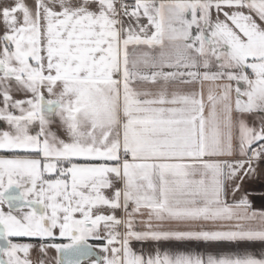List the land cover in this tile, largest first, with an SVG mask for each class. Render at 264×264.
Here are the masks:
<instances>
[{
  "label": "snow or ice",
  "instance_id": "6c2138e0",
  "mask_svg": "<svg viewBox=\"0 0 264 264\" xmlns=\"http://www.w3.org/2000/svg\"><path fill=\"white\" fill-rule=\"evenodd\" d=\"M246 183L264 0H0V264H264Z\"/></svg>",
  "mask_w": 264,
  "mask_h": 264
},
{
  "label": "crops",
  "instance_id": "0c3cea01",
  "mask_svg": "<svg viewBox=\"0 0 264 264\" xmlns=\"http://www.w3.org/2000/svg\"><path fill=\"white\" fill-rule=\"evenodd\" d=\"M245 187L250 189V190H255L257 195L253 197V207L255 208H260L261 207V200L259 199V195L261 193H264V188L261 187V185L259 183H253V184H245ZM134 247L136 248H140L141 245L139 243H134ZM144 247H151L150 245H145ZM167 247H171L174 250H193V251H205L206 250V246L204 244H190V245H184V244H175V245H171V246H167ZM245 247H248L246 245H234V244H229V243H221L218 245H214L212 246L211 249L209 250H213L216 252H220V253H225V252H232V251H240L243 250ZM261 245L259 244H253L250 246L249 250L252 249H256V250H260Z\"/></svg>",
  "mask_w": 264,
  "mask_h": 264
}]
</instances>
